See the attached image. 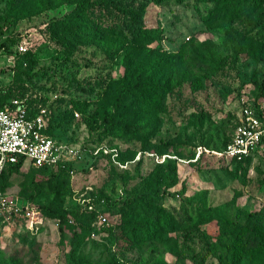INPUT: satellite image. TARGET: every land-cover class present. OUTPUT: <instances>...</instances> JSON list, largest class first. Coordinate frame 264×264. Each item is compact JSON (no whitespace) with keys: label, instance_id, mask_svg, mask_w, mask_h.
<instances>
[{"label":"rangeland","instance_id":"obj_1","mask_svg":"<svg viewBox=\"0 0 264 264\" xmlns=\"http://www.w3.org/2000/svg\"><path fill=\"white\" fill-rule=\"evenodd\" d=\"M120 1L164 38L138 41L108 30L85 38L68 33L64 22L76 0H0V87L44 109L64 143L57 168L26 165L2 193L29 203L38 222L0 217V264H264L262 255L223 247L237 226L264 220V149L247 166L212 154L197 161L194 153L198 144L222 147L235 115L264 104V4L231 20L223 10L216 16L222 4L214 1ZM136 69L170 78L171 90L161 98L123 94V83L136 80L127 73ZM106 114L137 132L106 129ZM152 178L166 191L162 201L147 194L157 187ZM33 180L53 181L54 190L32 199ZM44 205L80 215L61 233ZM158 207L171 227L160 238L122 230L123 219H153ZM76 227L83 228L80 245Z\"/></svg>","mask_w":264,"mask_h":264},{"label":"trees","instance_id":"obj_2","mask_svg":"<svg viewBox=\"0 0 264 264\" xmlns=\"http://www.w3.org/2000/svg\"><path fill=\"white\" fill-rule=\"evenodd\" d=\"M183 2L185 0H179ZM207 2H215L220 3L221 8L218 10L216 16H219L221 10H223L224 15L230 14L231 20L233 19L236 13L240 11L246 10V8L251 10H255L258 6L264 4V0H203ZM130 5L127 3H122L120 0H76V7L74 10L67 15L64 19L66 28L68 33H73L74 35H81L85 38H98L104 30H108L111 32H131V35L136 37L138 41L144 40H151V38L156 37L158 39H163V31L160 28H147L143 26L139 14L130 12L128 8ZM211 13V12H210ZM251 13V12H250ZM6 23L8 26H11L12 21L6 19ZM3 26L0 25V33L2 32ZM243 38L241 37L240 40H237V52L240 53L241 48L243 46ZM149 42V41H148ZM263 44L260 45L262 47ZM263 52V51H260ZM260 60H264V57L260 56ZM130 70V69H129ZM129 78L135 77V82L129 83L125 81L123 83L122 89L123 94H127L129 96L135 97L138 94H149L152 93L157 98H161L162 95L171 90L170 81L171 79H165V77L158 73H152L144 76L145 73L141 69H136L134 72L127 73ZM178 84L181 82L180 80L177 81ZM25 97L23 95H11L7 90L0 87V102H4L9 98L13 97ZM123 95L117 99L116 105L117 107H124L120 101L124 98ZM28 103L31 114H34L37 109L32 101L28 97ZM258 107L259 105H252ZM125 108V107H124ZM113 115L106 114L104 117L106 129L117 128V129H127L128 131L137 132L136 129L130 125L129 123L122 126L120 123H115L112 120ZM84 120L88 126H91V121L89 117H84ZM238 123L237 114L234 117L232 133L229 138L226 140V143L222 147L212 148L209 147V143L198 144V146H206L210 149L221 150L226 147V145L231 141L234 130ZM48 132L53 136V130L48 125ZM57 138V137H56ZM59 139V138H58ZM197 147L196 151H194L195 155L197 154ZM257 152L243 158H228L232 162L237 163L238 166H247L251 163L253 156ZM208 153L202 152L201 155L196 159L197 161L202 158V156L207 155ZM214 155V154H212ZM216 156V155H214ZM218 157V156H216ZM223 159L221 157H218ZM123 160V159H122ZM60 164V163H59ZM58 165L55 166H44L38 167L42 169H55ZM25 165L23 162L19 163H10L7 164L0 176V194L4 193L7 186L12 182L11 177L17 173L22 167ZM151 180L155 181L157 187L155 191H150L147 194L157 202L162 201L166 195V191L162 189L159 184L158 179L152 178ZM51 182V184H50ZM45 181V182H38L33 180L32 183V192L31 198L35 199L38 195L49 188V191L54 190L53 181ZM185 182L183 183V188L180 191L181 193L186 190ZM59 190V189H57ZM168 194V193H167ZM168 195L175 197L177 194L169 193ZM44 213L49 217H54L59 220V229L61 233L65 232L67 225L72 220V215L78 216L80 215L79 211L69 210L64 208L62 205L51 207L50 205H44L42 207ZM217 207L210 208V211H216ZM4 216L0 214V217ZM168 214L166 213L164 207H158L155 211V216L153 219H144V218H128L123 219L121 222L122 230L126 231L131 237L139 238L140 240H147V239H156L160 238L162 233H159L160 230L164 229H171V227H165L168 225ZM91 217L94 218L93 213H91ZM77 229L74 230V237L79 238L78 245H80L82 239V230L83 228L76 227ZM235 234L230 236V240L227 245H224L226 249L228 248L229 252L232 248L247 249L248 253H255L264 256V220H254L252 223L246 226H237ZM105 231L108 232L109 236L114 240L118 241V237L116 236V231L111 227L104 228ZM231 244V245H230ZM230 245V246H229ZM244 258V255H240V259ZM16 264V258L13 259L11 262ZM117 264L116 261L113 262Z\"/></svg>","mask_w":264,"mask_h":264},{"label":"built area","instance_id":"obj_3","mask_svg":"<svg viewBox=\"0 0 264 264\" xmlns=\"http://www.w3.org/2000/svg\"><path fill=\"white\" fill-rule=\"evenodd\" d=\"M19 50L27 48L20 44ZM238 123L231 141L224 149L198 146L196 159L202 152L221 158H243L264 149V104L244 106L237 114ZM108 152V150H105ZM64 143L48 132L45 110L31 114L28 97H13L0 102V176L7 164L55 166L63 157ZM29 203L9 199L0 194V214L28 218L30 227L38 222Z\"/></svg>","mask_w":264,"mask_h":264}]
</instances>
